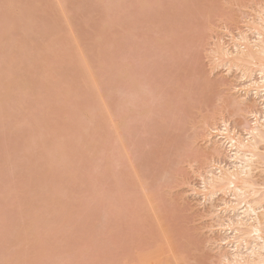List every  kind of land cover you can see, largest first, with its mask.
<instances>
[{"label": "rangeland", "instance_id": "1", "mask_svg": "<svg viewBox=\"0 0 264 264\" xmlns=\"http://www.w3.org/2000/svg\"><path fill=\"white\" fill-rule=\"evenodd\" d=\"M262 1L0 0V264L218 263L192 190L256 101L209 53Z\"/></svg>", "mask_w": 264, "mask_h": 264}, {"label": "bare ground", "instance_id": "2", "mask_svg": "<svg viewBox=\"0 0 264 264\" xmlns=\"http://www.w3.org/2000/svg\"><path fill=\"white\" fill-rule=\"evenodd\" d=\"M262 2L263 4H257L259 5L257 6V11L253 15L251 14L252 17L256 13V19L254 17L251 20L250 17L246 25H243L244 30L240 29V31H237L236 36H231L234 34L230 35L231 38H228L231 39L230 43L232 42L230 49L228 43V45L224 42L220 44L222 42L219 43L218 41V43L214 44L215 41H213L212 46L214 44V47L211 48L209 53L215 57L216 61L221 62V64L217 62L216 66L220 65V67L226 68L227 73L233 70L237 72L238 75H236L240 83L242 82V90L244 89L243 94L247 97L253 95L256 101V104L253 102L246 105L247 98L239 99V101L237 98L233 100L230 97L235 102L233 103L234 105L236 104L235 106H237L239 113L245 114L246 117L247 114L248 117L251 115L254 122L251 125L246 122L247 127L245 126L243 129L244 135L243 133H235V130H232L234 128L230 129L232 126L229 128L227 121L224 119H220L221 128L213 129L212 126V130L209 128L212 132L215 131L214 137L217 138L216 148H213L214 152L211 155L214 153H216L214 154L217 155L216 157L225 155L223 157L227 158L229 163L224 165L221 159L219 161L220 157L218 159L215 157L216 160L210 158L213 160V165L208 164V166L211 165L208 167L210 170L205 171L204 174H197L201 178L199 180L202 181V189L193 188L192 190L193 194H202L204 201L213 200L216 195H223L227 198L223 197L220 201L223 207L220 208L221 205H219L218 210L215 209L214 212L211 209L213 212L208 213L212 215L213 219L216 218L213 221L216 225L212 224L218 228L220 233L224 231L227 235V231L230 232L228 236H224V234V237L220 236V238H223L219 240L221 244L224 243L225 246H222L226 250L224 252L221 251L223 253L218 251L220 255L217 264H264V0ZM253 7H255V4ZM26 29L28 30L29 26ZM215 59L213 62H215ZM218 59H221V61ZM212 63L209 66H213ZM210 70H213V68ZM138 83L136 88L140 84ZM4 85L7 86L5 91H8L12 82L6 80ZM22 85H27V82H23ZM224 85H226L225 82ZM139 87L141 88L142 85ZM140 88H138V91L141 93L142 90ZM150 91L148 92L151 95L152 91ZM143 92H145L144 89ZM227 95L230 96L229 93ZM127 96H130V94ZM150 98L152 99V97ZM232 100L230 104H232ZM142 103L144 102L142 101ZM3 104L5 102L0 99V105ZM139 107L141 106L139 105ZM256 107L258 109H255ZM140 110L141 112L139 111V113H145L146 115L147 112H144L146 109ZM142 117H144V114ZM213 124L215 125V123ZM209 131L207 130L209 134H206V138L211 142L213 133L211 132V134ZM202 135L205 137L204 133ZM206 138H204V141ZM211 155L210 157L214 156ZM195 189L200 193L197 190L195 191ZM215 226L213 227L215 228ZM211 244L214 245V242ZM215 248L217 249L218 247L216 246Z\"/></svg>", "mask_w": 264, "mask_h": 264}]
</instances>
